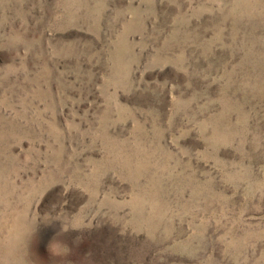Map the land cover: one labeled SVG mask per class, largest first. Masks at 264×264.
I'll use <instances>...</instances> for the list:
<instances>
[{
    "label": "rangeland",
    "instance_id": "rangeland-1",
    "mask_svg": "<svg viewBox=\"0 0 264 264\" xmlns=\"http://www.w3.org/2000/svg\"><path fill=\"white\" fill-rule=\"evenodd\" d=\"M264 264V0H0V264Z\"/></svg>",
    "mask_w": 264,
    "mask_h": 264
},
{
    "label": "snow or ice",
    "instance_id": "snow-or-ice-1",
    "mask_svg": "<svg viewBox=\"0 0 264 264\" xmlns=\"http://www.w3.org/2000/svg\"><path fill=\"white\" fill-rule=\"evenodd\" d=\"M51 264H56V262H55V261H53V262H51Z\"/></svg>",
    "mask_w": 264,
    "mask_h": 264
}]
</instances>
